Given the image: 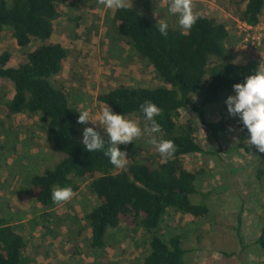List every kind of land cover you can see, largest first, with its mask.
I'll list each match as a JSON object with an SVG mask.
<instances>
[{"label":"rangeland","instance_id":"374dc122","mask_svg":"<svg viewBox=\"0 0 264 264\" xmlns=\"http://www.w3.org/2000/svg\"><path fill=\"white\" fill-rule=\"evenodd\" d=\"M7 1L10 5L13 2ZM56 1L61 17L54 22L51 43L69 51L57 84L64 85L73 108L90 113V122L78 124V140H83L86 127L105 135L101 117L107 106L99 102L101 94L123 84L154 88L162 82L128 40L118 35L116 9L100 0ZM126 6L141 14L147 12L157 23L164 20L169 27L179 28L177 17L167 11L169 0H127ZM192 6L200 16L214 18L228 27L232 41L221 62L260 65L264 60V26H242L237 13L245 4L239 0H192ZM39 45L34 41L30 48L21 49L11 30L0 29V54L9 52L13 65L25 63L26 54ZM13 94L12 84L0 78V219L24 237L25 254L35 264H143L151 236L142 229L122 224L110 231L104 249L92 248L86 216L101 203L90 188L96 176L75 179L79 190L52 210H43L35 202L32 177L53 168L64 157L49 142L41 114H9L7 104ZM234 94H225L223 103L209 111V119L224 120L228 130L215 139L195 120L196 137L204 153L182 159L184 166L198 176L199 193L193 202L206 205L209 215L198 219L172 210L157 233L166 239L182 237L188 250L185 264H264V252L256 243L264 225V153L250 143L240 148L238 118L231 117L226 106L227 98ZM195 100L200 102L201 97ZM182 116L184 122L194 117L187 111ZM125 118L144 126L145 120L139 115ZM148 139L142 136L124 145L133 150L129 156L139 153L144 158L159 153Z\"/></svg>","mask_w":264,"mask_h":264},{"label":"trees","instance_id":"16d2710c","mask_svg":"<svg viewBox=\"0 0 264 264\" xmlns=\"http://www.w3.org/2000/svg\"><path fill=\"white\" fill-rule=\"evenodd\" d=\"M239 2L245 4L237 13L239 22L250 27L264 26V0ZM60 17L56 0H13L11 5L0 0V29L11 30L21 49L30 48L34 41L41 44L28 52L26 62L20 65L12 64L9 52L0 54V78L14 88L7 104L9 114H41L49 142L64 157L53 168L32 177L35 202L43 210H52L60 206L51 198L56 186L71 187L76 194L79 187L75 179L96 176L90 188L101 203L86 216L93 249H104L110 231L125 224L151 236L150 251L143 264H185L188 250L182 237L166 239L157 233L172 210L198 219L209 215L206 205L193 202L199 193L198 176L182 161L204 153L196 137L195 120L218 139L228 130V124L224 120L211 121L210 109L221 105L223 96L234 92L233 85L243 83L259 64L221 62L229 53L232 37L228 27L214 18L200 16L193 28L183 34L179 28L169 27L168 36L164 37L147 12L141 14L128 6L116 9L114 25L118 35L127 39L138 56L155 69L162 85L145 88L123 84L101 94L98 100L114 114L143 118L140 106L153 102L161 109L156 119L163 138L173 141L176 147L171 158L160 153L143 158L139 153L129 156L133 150L121 145V151L127 152L130 159L119 170L103 152L89 153L78 140L80 112L72 107L64 85L56 81L69 57L67 49L51 43L54 22ZM196 96L201 97L200 102ZM183 111L192 113L193 119L182 121ZM237 127L241 131L239 146L245 148L249 133L239 121ZM256 243L264 252V225ZM26 249L24 237L0 219V264H35L25 254Z\"/></svg>","mask_w":264,"mask_h":264},{"label":"clouds","instance_id":"9594fccd","mask_svg":"<svg viewBox=\"0 0 264 264\" xmlns=\"http://www.w3.org/2000/svg\"><path fill=\"white\" fill-rule=\"evenodd\" d=\"M108 8L123 9L127 0H100ZM168 13L177 17L178 27L181 33L190 31L200 19V13L195 12L192 0H169ZM159 33L167 37L169 24L159 20ZM234 95L226 100L228 113L247 129L251 145L264 153V60L254 73L245 78L243 83L233 85ZM144 116V126L141 127L135 120H129L124 115L114 114L108 106L102 111V129L105 135L94 127H86L83 131V146L87 152H103L109 158L110 163L116 168H124L128 162V153L121 151V145L134 142L142 136L148 137V142L154 145L158 152L171 158L176 147L173 141L163 138L162 127L156 117L161 109L151 101H146L140 106ZM90 122L88 110L79 113L78 123ZM95 124V123H94ZM107 136V141L105 140ZM75 195L71 187L56 186L51 192L52 201L56 205L70 200Z\"/></svg>","mask_w":264,"mask_h":264},{"label":"built area","instance_id":"2783aa9c","mask_svg":"<svg viewBox=\"0 0 264 264\" xmlns=\"http://www.w3.org/2000/svg\"><path fill=\"white\" fill-rule=\"evenodd\" d=\"M241 23V22H240ZM242 24V26L243 27H245V28H248V29H252L253 27H250V26H247V25H245V24H243V23H241Z\"/></svg>","mask_w":264,"mask_h":264}]
</instances>
